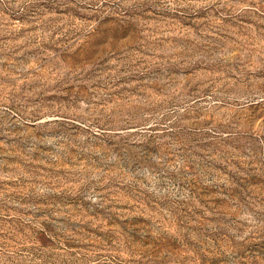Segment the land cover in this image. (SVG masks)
I'll list each match as a JSON object with an SVG mask.
<instances>
[{
	"label": "rangeland",
	"instance_id": "obj_1",
	"mask_svg": "<svg viewBox=\"0 0 264 264\" xmlns=\"http://www.w3.org/2000/svg\"><path fill=\"white\" fill-rule=\"evenodd\" d=\"M0 264H264V0H0Z\"/></svg>",
	"mask_w": 264,
	"mask_h": 264
}]
</instances>
